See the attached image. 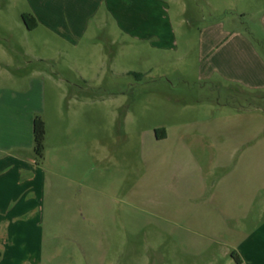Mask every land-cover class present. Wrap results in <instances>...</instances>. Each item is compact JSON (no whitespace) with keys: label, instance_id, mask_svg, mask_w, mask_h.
<instances>
[{"label":"rangeland","instance_id":"obj_1","mask_svg":"<svg viewBox=\"0 0 264 264\" xmlns=\"http://www.w3.org/2000/svg\"><path fill=\"white\" fill-rule=\"evenodd\" d=\"M171 3L174 47L125 36L117 48L102 38L104 55L114 49L117 58L84 69L104 82H82L76 71L64 84L91 95L70 122L93 156L76 148L78 183L60 187L41 264H264V81L244 70L264 60V0ZM25 9L0 0L13 24ZM218 22L228 31L203 56L200 30ZM24 40L15 29L9 42ZM46 86L48 111L66 107Z\"/></svg>","mask_w":264,"mask_h":264},{"label":"crops","instance_id":"obj_2","mask_svg":"<svg viewBox=\"0 0 264 264\" xmlns=\"http://www.w3.org/2000/svg\"><path fill=\"white\" fill-rule=\"evenodd\" d=\"M23 1L26 9L14 24L6 12L0 11V264H41L46 223L49 218L55 223L60 217V187L78 183L76 148L81 147L79 152L85 160L93 156L92 141L86 138L79 143L72 138L70 122L78 100L91 95L82 96L64 84L73 83L76 71L78 76L74 78L82 82H104L98 70L92 76L84 69L101 68L103 59L113 62L117 58L114 49L111 55H104L102 38L117 48L125 36L168 50L176 44L172 0ZM182 9L186 12L187 6ZM23 13L35 16V29L26 28ZM260 22L264 38V10ZM15 29L25 40L12 44L9 40ZM227 31L220 22L202 27L203 56L219 48L220 38ZM256 39L249 38L250 46L257 43ZM49 66L55 69L49 71ZM244 70L246 77L254 74L264 81V60L260 66L244 64ZM48 83L59 89L51 95L56 100H67L66 107H56L55 103L48 111ZM37 114L46 122L41 162L33 152V121ZM66 115L68 124L61 126Z\"/></svg>","mask_w":264,"mask_h":264},{"label":"trees","instance_id":"obj_3","mask_svg":"<svg viewBox=\"0 0 264 264\" xmlns=\"http://www.w3.org/2000/svg\"><path fill=\"white\" fill-rule=\"evenodd\" d=\"M23 22L28 30H33L38 26V22L35 16L31 13L22 14ZM157 130L156 135L158 139H163L167 136L165 129H161V132ZM33 132H34V155L37 161H42L44 159L45 153V140H46V122L42 115L37 114L33 121Z\"/></svg>","mask_w":264,"mask_h":264}]
</instances>
